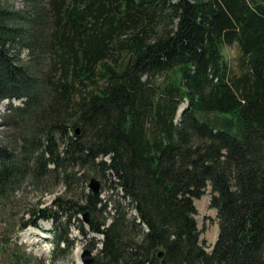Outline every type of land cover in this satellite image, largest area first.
<instances>
[{
    "label": "trees",
    "instance_id": "trees-1",
    "mask_svg": "<svg viewBox=\"0 0 264 264\" xmlns=\"http://www.w3.org/2000/svg\"><path fill=\"white\" fill-rule=\"evenodd\" d=\"M4 101L20 104L0 118V206L14 219L17 194L38 192L17 232L50 235L54 261L77 230L92 264H264V0H0ZM11 240L0 254L30 264Z\"/></svg>",
    "mask_w": 264,
    "mask_h": 264
},
{
    "label": "rangeland",
    "instance_id": "rangeland-1",
    "mask_svg": "<svg viewBox=\"0 0 264 264\" xmlns=\"http://www.w3.org/2000/svg\"><path fill=\"white\" fill-rule=\"evenodd\" d=\"M4 5L13 9H23L24 0H2ZM223 54L227 62L232 66V68L237 70V66L239 64V60L241 57V53L239 48L235 46H225L223 48ZM24 57H26L24 55ZM12 103L10 101H4L0 103V118L1 115L7 110L9 104ZM14 105H19L20 102L13 101ZM186 105V104H185ZM185 105L181 107L185 108ZM181 109V110H182ZM2 132L1 119H0V137ZM102 183V196L101 198H108L112 192L111 181H104L102 179H98ZM90 189V186H89ZM64 190L62 188L58 189L56 195H48L42 201L45 202V206L51 204V202L55 199V197L61 194ZM39 194L37 191L33 189H28L25 193L17 194L16 203H14L13 207L15 211L13 212L14 219H11L10 215H7L8 208L5 209L4 205L0 206V243L2 244L6 239L11 240V253L15 252L19 255H24V251L29 254L31 257L30 264H83L81 260V256L84 250L87 248L85 239L77 230H74V237L77 238V244L73 250V252L65 259H59L58 261H54L53 252H54V244L50 241L51 236L45 233L43 230L30 227L22 232H17V224L20 214L25 212L26 206L30 204H35L39 199ZM114 200H120L114 195ZM121 201V200H120ZM124 202V201H121ZM198 215L196 216V220L198 223V228L202 232L201 238L204 242L205 246L210 248L216 242V239L219 234V226H218V217L217 211L211 207V193L210 190L203 196L201 199L195 201ZM7 210V211H6ZM5 212V213H3ZM9 217H7V216ZM16 218V219H15ZM81 218V217H80ZM10 224L5 226V224ZM42 226L48 229L50 228L48 222H42ZM97 240L102 239L100 236H94ZM0 244V245H1ZM23 246V248H18ZM101 246H98L100 249ZM211 251V250H210ZM94 256H96L97 251L93 252ZM15 256V255H14ZM13 258H8L6 255L0 254V264H12Z\"/></svg>",
    "mask_w": 264,
    "mask_h": 264
},
{
    "label": "water",
    "instance_id": "water-1",
    "mask_svg": "<svg viewBox=\"0 0 264 264\" xmlns=\"http://www.w3.org/2000/svg\"><path fill=\"white\" fill-rule=\"evenodd\" d=\"M101 187H102V183L100 180L96 178L91 179L90 190L94 194H99L101 192ZM85 222L86 223L90 222L89 214L85 215ZM163 256H164V253L161 252L159 254V257H163ZM81 260L83 264H92L95 260L93 252L90 249L86 248L81 256Z\"/></svg>",
    "mask_w": 264,
    "mask_h": 264
},
{
    "label": "bare ground",
    "instance_id": "bare-ground-1",
    "mask_svg": "<svg viewBox=\"0 0 264 264\" xmlns=\"http://www.w3.org/2000/svg\"><path fill=\"white\" fill-rule=\"evenodd\" d=\"M89 224V223H88ZM49 226H50V228L49 229H51L52 227H51V223L49 222ZM212 247V246H211ZM94 258H95V256H94Z\"/></svg>",
    "mask_w": 264,
    "mask_h": 264
}]
</instances>
